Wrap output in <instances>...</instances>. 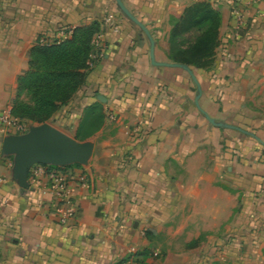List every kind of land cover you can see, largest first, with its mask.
Instances as JSON below:
<instances>
[{"label": "crops", "instance_id": "1", "mask_svg": "<svg viewBox=\"0 0 264 264\" xmlns=\"http://www.w3.org/2000/svg\"><path fill=\"white\" fill-rule=\"evenodd\" d=\"M123 2L151 31L158 63H176L172 29L187 7L220 12L215 64L190 67L200 108L192 76L153 64L149 38L116 0H0V115L11 113L40 38L95 21L103 29L88 82L52 123L75 137L90 108L105 114L84 141L95 147L88 166L66 167L88 174L74 183L77 216L66 225L46 180L19 186L14 156L3 154L16 134L0 124V264H163L161 250L167 264H264V0L240 29L233 0Z\"/></svg>", "mask_w": 264, "mask_h": 264}, {"label": "trees", "instance_id": "2", "mask_svg": "<svg viewBox=\"0 0 264 264\" xmlns=\"http://www.w3.org/2000/svg\"><path fill=\"white\" fill-rule=\"evenodd\" d=\"M221 25V14L210 2L187 7L183 16L174 21L172 29L174 61L201 70L210 69L220 46ZM102 29L103 22L95 21L67 29L64 38L52 42L44 39L46 43L42 44L40 38L29 54L28 70L19 78L11 115L37 125L52 122L87 84L94 62V43ZM193 31L198 33L194 43L186 48L176 44L178 37ZM104 118L105 114L98 107L90 108L75 138L80 142L89 139ZM133 256L140 254L130 258Z\"/></svg>", "mask_w": 264, "mask_h": 264}, {"label": "water", "instance_id": "3", "mask_svg": "<svg viewBox=\"0 0 264 264\" xmlns=\"http://www.w3.org/2000/svg\"><path fill=\"white\" fill-rule=\"evenodd\" d=\"M119 10L134 22L143 33L147 35L151 43V59L155 65L182 68L187 71L198 87L196 104L200 108V99L203 91L193 70L179 63H158L155 56V40L149 28L141 22L124 4L123 0H116ZM103 100L102 96L98 97ZM211 124L243 131L241 128L217 122L204 112ZM94 144L90 141L80 142L75 137L68 135L52 122L31 127L30 131L24 135H11L3 142V154L14 156V178L19 182V186L25 190L31 187L29 183L30 170L38 164L55 167H67L71 165L88 166L94 153Z\"/></svg>", "mask_w": 264, "mask_h": 264}, {"label": "built area", "instance_id": "4", "mask_svg": "<svg viewBox=\"0 0 264 264\" xmlns=\"http://www.w3.org/2000/svg\"><path fill=\"white\" fill-rule=\"evenodd\" d=\"M262 0H233V14L237 20V28L245 27L246 13L253 10ZM42 44L46 40L41 39ZM0 124L5 128L12 130L16 135L27 134L31 126L26 121L14 118L11 113H3L0 115ZM139 130L133 133L137 134ZM46 180L48 188L44 190V194L51 193L57 201L56 212L58 220L61 224L66 225L77 216V204L75 203V187L74 183L86 185L88 174H75L66 167H55L50 165H35L30 170L29 183L37 186ZM134 253V252H133Z\"/></svg>", "mask_w": 264, "mask_h": 264}, {"label": "rangeland", "instance_id": "5", "mask_svg": "<svg viewBox=\"0 0 264 264\" xmlns=\"http://www.w3.org/2000/svg\"><path fill=\"white\" fill-rule=\"evenodd\" d=\"M59 129H60V128H59ZM60 130H62L63 132L67 133L68 135L72 136L71 134H69V131H70V130H68V129H65V130L60 129ZM157 254H158V255L154 254V258H156V259H158V260L162 259V261H163L162 263H163V264H167V263H165V259H166V257H167V254L164 253V250H161V253H157ZM155 255H156V257H155Z\"/></svg>", "mask_w": 264, "mask_h": 264}]
</instances>
